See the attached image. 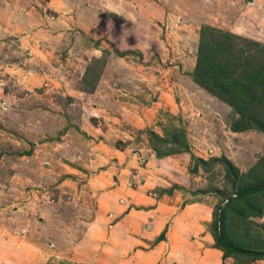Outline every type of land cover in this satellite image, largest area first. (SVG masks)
<instances>
[{
	"label": "rangeland",
	"instance_id": "1",
	"mask_svg": "<svg viewBox=\"0 0 264 264\" xmlns=\"http://www.w3.org/2000/svg\"><path fill=\"white\" fill-rule=\"evenodd\" d=\"M204 25L259 54L264 0H0V264H264L210 234L264 250V197L225 205L264 134L192 80Z\"/></svg>",
	"mask_w": 264,
	"mask_h": 264
},
{
	"label": "trees",
	"instance_id": "2",
	"mask_svg": "<svg viewBox=\"0 0 264 264\" xmlns=\"http://www.w3.org/2000/svg\"><path fill=\"white\" fill-rule=\"evenodd\" d=\"M220 31L212 26L204 25L199 29L198 42L196 46L194 66L191 72L192 80L204 88L210 94L218 97L228 104L233 113L238 115L232 122L230 128L233 131L254 128L264 134V46L258 49V53L247 48L234 49L231 46L230 34L217 32ZM221 33L220 37L217 34ZM251 45L257 47L259 44L248 40ZM177 135L182 148L187 149V141L182 130ZM199 164H205V160L196 158ZM214 163H221L229 173H235L236 167L224 156L213 158ZM195 165V164H194ZM232 197L227 194L225 205L232 204L238 200L244 201V195L255 193L264 197V186L262 181L250 185L240 184L235 180L231 181ZM259 185V187H257ZM252 188V189H249ZM253 214L258 215L261 211L260 203L250 205ZM220 210L221 207H217ZM212 226L210 234L216 248L222 251L223 255L238 253L249 258H264V250H251L243 248L232 241L226 239L223 231L224 217L220 211H213L211 214ZM162 233L155 239H162Z\"/></svg>",
	"mask_w": 264,
	"mask_h": 264
},
{
	"label": "water",
	"instance_id": "3",
	"mask_svg": "<svg viewBox=\"0 0 264 264\" xmlns=\"http://www.w3.org/2000/svg\"><path fill=\"white\" fill-rule=\"evenodd\" d=\"M261 186H264V183H263V184H261ZM257 187H259V185H257ZM249 189H252V188H249Z\"/></svg>",
	"mask_w": 264,
	"mask_h": 264
}]
</instances>
